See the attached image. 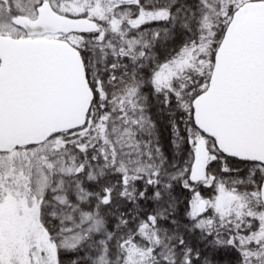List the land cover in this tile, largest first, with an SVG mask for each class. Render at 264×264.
<instances>
[{"label": "snow or ice", "instance_id": "snow-or-ice-1", "mask_svg": "<svg viewBox=\"0 0 264 264\" xmlns=\"http://www.w3.org/2000/svg\"><path fill=\"white\" fill-rule=\"evenodd\" d=\"M0 264H264V0H0Z\"/></svg>", "mask_w": 264, "mask_h": 264}]
</instances>
